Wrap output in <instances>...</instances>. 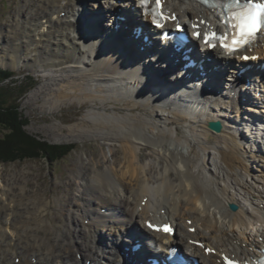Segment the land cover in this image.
<instances>
[{
    "label": "bare ground",
    "instance_id": "bare-ground-1",
    "mask_svg": "<svg viewBox=\"0 0 264 264\" xmlns=\"http://www.w3.org/2000/svg\"><path fill=\"white\" fill-rule=\"evenodd\" d=\"M89 1L95 9L105 7L110 17L84 11ZM135 2L29 0L18 13L24 24L17 25L15 17L14 34L4 37L0 68L37 71L45 78L38 93L50 98V108L72 98L97 106L80 123L50 126L55 140L100 139L112 153L92 168L81 159L61 199L48 200L38 190L32 196L7 197L12 187L0 176V257L7 264H124L120 248L125 246L139 264H148L149 254L156 257L150 239L156 248L185 246L202 264H225V257L255 264L263 255L264 131L252 128L264 123V94L257 95L264 36L246 53L252 56L249 62L241 56L237 61L228 58L220 49H208L207 57L192 50L204 69L194 71L198 79L190 75L188 82L197 86L189 94L166 92L165 82L178 87L187 83V73L181 80L177 71L184 63L174 67L148 57L153 49L143 37L153 29L144 26L146 34L135 38L133 30L142 27ZM165 9L177 18L172 27L185 21L205 31L220 26L217 11L194 0H165ZM111 27L112 33L106 29ZM17 38L24 44H15ZM47 43L51 54L41 49ZM155 46L153 39L151 48ZM201 72L208 76H199ZM217 120L223 124L219 133L209 128ZM65 130L68 136H63ZM231 205L237 209L232 211ZM30 207L37 209L36 216L26 221L41 229L47 227L44 210L57 212L62 220L56 233L59 250L53 244L32 245V254L28 249L17 256ZM18 209L23 213L14 216ZM148 223H171L173 233L153 232ZM135 241L142 244L138 252L130 248Z\"/></svg>",
    "mask_w": 264,
    "mask_h": 264
},
{
    "label": "rangeland",
    "instance_id": "rangeland-1",
    "mask_svg": "<svg viewBox=\"0 0 264 264\" xmlns=\"http://www.w3.org/2000/svg\"><path fill=\"white\" fill-rule=\"evenodd\" d=\"M27 1L29 0H0V53L1 50L4 49L3 40L5 39L4 37L7 36V32L9 34L11 31L14 34L13 21L15 17L17 19V25L24 24L25 17L18 13ZM109 1L107 0V2ZM124 1L125 0H122V2ZM107 2L102 0V5ZM91 3L92 1H89L88 5L86 4L84 7V11L86 10L89 14L97 11V8L95 9ZM37 9L38 5L36 3V10ZM106 12H108V10H106ZM81 15L82 13H80L79 16ZM103 27L104 25H102V28ZM106 29L111 31L109 28ZM14 43L18 46L24 44L21 38H17V42ZM41 49L43 52L51 54V46L49 43H47L45 46H42ZM0 66L2 67L1 64ZM12 72V77L2 83L1 87L11 88L8 89L10 93L6 94L5 97L8 102L14 103L13 100H17V102H19V111L23 118L28 121V125L25 126V130L39 141H44L51 145L57 146L73 145L74 149L66 157L54 163L43 157L40 159H27L23 161L0 163V176L3 178L5 183L10 184L12 187L11 190H6V196H32L35 193V190H38L39 192L43 193V195L46 196L45 198L48 200L56 197L61 199L63 197L66 184L70 183L74 173L79 171L82 160L88 164L90 168H92L93 164V167L98 165L99 162L96 161L102 159L104 155L111 159L112 153L110 152L109 146L100 139L68 138L67 140H55L53 131L50 130V126L61 125L66 128L70 125L80 123L82 118L89 112L95 110L97 106L93 102H86V105H83L80 100L72 98L65 102L63 101L62 103H59L58 106L50 108V104L48 102L50 101V98L47 96H45L47 97L45 98L38 93L41 86H43L45 83V78L43 76L37 73V71H33L26 66H21L19 71L12 70ZM46 74L48 75L49 72H46ZM133 82H137V79L135 78ZM165 83L170 87L168 92H173V90H177L178 88H180V90L182 89L181 91H185L181 85L178 87L175 82ZM150 89L156 92L152 87ZM188 92L189 90L186 93ZM109 104L106 108L108 111L112 112ZM99 106L101 107V105H98V107ZM4 133L5 130L0 127V136H3ZM68 135L69 131L65 130L63 136ZM117 150L118 146L116 147L115 151ZM144 153L149 154L150 152L144 151ZM119 157L122 158L120 155ZM93 159L95 160L93 161ZM150 160L151 159L147 160L146 162H149ZM14 174L18 175V177L14 178ZM22 188L23 191L21 190ZM30 208V212L32 214H26L25 216L23 214L24 217L22 216L24 219L23 223L26 224V228L23 229L21 233L22 245L15 249L17 256H20L21 252L28 249L32 254V245H35L36 247H44L53 244L56 246V249L59 250L58 243L56 242V233L60 232L62 220L57 216V212H48L46 209L44 210L42 219L46 222L47 227L45 229H41L34 224L29 222L27 223V217L34 219L36 216L35 212L37 209L32 207ZM19 213H23V210H16L14 216ZM71 223L72 217L70 216L67 219V224L70 225ZM46 233L48 236H45ZM206 233L209 234V230H207ZM77 259L80 261L81 256H78ZM13 262L14 261H12L11 264ZM73 262L74 259L72 260V263ZM102 262L104 264V261ZM75 263H77L76 260ZM0 264H7V262H5L0 257ZM88 264H91V261H89Z\"/></svg>",
    "mask_w": 264,
    "mask_h": 264
},
{
    "label": "trees",
    "instance_id": "trees-1",
    "mask_svg": "<svg viewBox=\"0 0 264 264\" xmlns=\"http://www.w3.org/2000/svg\"><path fill=\"white\" fill-rule=\"evenodd\" d=\"M13 75L11 70L0 68V127L5 130L0 136V163L23 161L27 159L47 158L54 163L66 157L74 149L73 145L57 146L44 141H39L30 135L25 126L28 121L19 111V102L6 100L10 91L1 84ZM59 153V154H58Z\"/></svg>",
    "mask_w": 264,
    "mask_h": 264
},
{
    "label": "snow or ice",
    "instance_id": "snow-or-ice-1",
    "mask_svg": "<svg viewBox=\"0 0 264 264\" xmlns=\"http://www.w3.org/2000/svg\"><path fill=\"white\" fill-rule=\"evenodd\" d=\"M140 3L147 7L148 0H140ZM161 8V0H156V7L152 9L153 15V23H156V18L160 17L161 19H168L164 17L162 12L160 11ZM264 15V3L260 2H253L252 6L248 9H244L239 12H232L230 14V20L228 22V27L232 30L230 33V43H226L225 41L229 40V35L226 34L220 38L221 45L224 47L226 51L230 54L233 51H237L240 48L245 47L248 45L252 40L255 39V36L258 31L264 30L260 23L261 16ZM171 19L175 20L176 17L173 16ZM160 26V25H157ZM179 27V26H178ZM197 24H193V28H197ZM194 35L199 38L200 33L197 31ZM216 36V33H206L204 36L205 43L208 42ZM211 46V45H209ZM248 59V57H245ZM150 227H152L150 225ZM157 230H159L157 228ZM163 231L168 232L170 231V227L167 225L163 226ZM212 251V250H208ZM225 259V264H232L227 257Z\"/></svg>",
    "mask_w": 264,
    "mask_h": 264
},
{
    "label": "water",
    "instance_id": "water-1",
    "mask_svg": "<svg viewBox=\"0 0 264 264\" xmlns=\"http://www.w3.org/2000/svg\"><path fill=\"white\" fill-rule=\"evenodd\" d=\"M209 128H210V130H212L213 132H217V133L221 132V130H222V126H221V124H219V123H215V122H211V123L209 124ZM231 208H232V210H234V211L237 209L236 206H234V205H231Z\"/></svg>",
    "mask_w": 264,
    "mask_h": 264
}]
</instances>
